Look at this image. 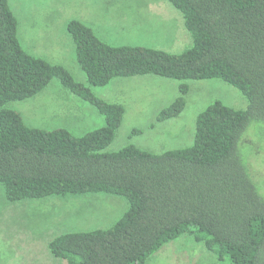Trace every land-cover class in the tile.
Here are the masks:
<instances>
[{
    "label": "trees",
    "instance_id": "trees-1",
    "mask_svg": "<svg viewBox=\"0 0 264 264\" xmlns=\"http://www.w3.org/2000/svg\"><path fill=\"white\" fill-rule=\"evenodd\" d=\"M183 18L192 45L181 54L110 46L71 20L66 24L87 86L61 66L25 51L8 0H0V186L9 203L104 194L123 198L126 212L109 228L65 233L48 242L64 264H146L166 244L189 237L213 264H264V181L252 166L250 125L264 143V0H166ZM153 75L181 82L156 122L184 109L187 81L221 79L248 102L235 110L219 101L195 121L192 145L153 154L133 145L105 152L124 108L90 87L115 78ZM89 103L105 125L74 137L64 129L30 128L5 106L30 99L52 80ZM133 133L141 134V130ZM254 177V178H253ZM259 177V178H258Z\"/></svg>",
    "mask_w": 264,
    "mask_h": 264
},
{
    "label": "rangeland",
    "instance_id": "rangeland-1",
    "mask_svg": "<svg viewBox=\"0 0 264 264\" xmlns=\"http://www.w3.org/2000/svg\"><path fill=\"white\" fill-rule=\"evenodd\" d=\"M17 20L24 50L63 67L73 79L87 86L74 54L66 24L76 20L110 46H140L181 54L192 45L181 13L166 0H8ZM181 82L153 75L115 78L105 87H90L99 99L120 104L124 115L113 142L105 152L133 145L160 154L192 145L197 116L215 101L235 110H246L243 94L221 79L187 81L185 106L174 119L156 122L159 111L180 93ZM24 124L42 130L64 129L74 137L105 125L102 115L89 103L65 90L56 80L36 96L6 104ZM259 125L253 130L252 149H264ZM141 130V134L133 133ZM264 181V158L252 166ZM254 178V177H253ZM259 178V177H258ZM127 210L123 198L104 194L48 197L9 203L0 186V264H64L47 248L65 233L107 229ZM215 257L201 244L181 236L163 246L146 264H213Z\"/></svg>",
    "mask_w": 264,
    "mask_h": 264
},
{
    "label": "crops",
    "instance_id": "crops-1",
    "mask_svg": "<svg viewBox=\"0 0 264 264\" xmlns=\"http://www.w3.org/2000/svg\"><path fill=\"white\" fill-rule=\"evenodd\" d=\"M15 16V15H14ZM17 32H18V30H17ZM17 36H18V40H19V42H20V37H19V35H18V33H17ZM71 40V39H70ZM20 44H21V42H20ZM21 46H22V44H21ZM22 48H23V46H22ZM25 51H27V50H25ZM29 53V52H28ZM120 105V104H119Z\"/></svg>",
    "mask_w": 264,
    "mask_h": 264
}]
</instances>
